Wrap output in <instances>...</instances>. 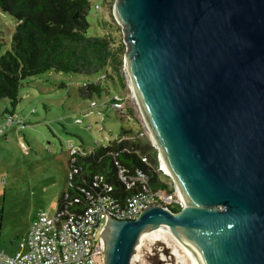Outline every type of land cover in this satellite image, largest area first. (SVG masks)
<instances>
[{"label":"water","instance_id":"water-1","mask_svg":"<svg viewBox=\"0 0 264 264\" xmlns=\"http://www.w3.org/2000/svg\"><path fill=\"white\" fill-rule=\"evenodd\" d=\"M112 15L126 83L128 71L184 206L103 214L101 264H130L159 228L195 264H264V0H114Z\"/></svg>","mask_w":264,"mask_h":264},{"label":"rangeland","instance_id":"rangeland-1","mask_svg":"<svg viewBox=\"0 0 264 264\" xmlns=\"http://www.w3.org/2000/svg\"><path fill=\"white\" fill-rule=\"evenodd\" d=\"M88 2L87 35L111 36V47L118 50L122 61L125 83L119 95L124 110L131 109L132 116L104 105L109 96L118 92L115 77L112 83L100 74L89 77L48 71L22 82L13 124L5 128L6 118L0 120V251L6 255L20 251L38 212L48 217L55 215L61 195L67 189V142L90 153L98 146L107 145L125 129L138 133L142 141L153 147L123 75L126 46L122 28L112 15L114 0ZM100 20L104 22L102 25ZM15 25L12 17L0 11V31L5 39L10 40ZM90 82H100L109 96L81 99L77 89ZM90 101H95L98 107L90 109ZM5 108L6 101L1 102L0 111ZM166 181L171 182V178ZM172 247L143 240L134 264H179Z\"/></svg>","mask_w":264,"mask_h":264},{"label":"trees","instance_id":"trees-1","mask_svg":"<svg viewBox=\"0 0 264 264\" xmlns=\"http://www.w3.org/2000/svg\"><path fill=\"white\" fill-rule=\"evenodd\" d=\"M88 9V0H0V11L16 21L10 40L0 31V103H7V108L0 111V120L12 118L22 82L48 71L89 77L100 74L102 79L107 78L112 83L115 77L116 95L124 89L122 61L118 50L111 47V36L87 35ZM103 23L100 20L99 24ZM77 93L81 99L91 100L109 96L100 82L86 83ZM123 114L131 117L132 110L125 109ZM140 156L154 164L157 152L147 141H142L138 133L121 129L107 145L98 146L77 162L78 175L74 176L72 187L62 193L58 204L65 192L70 196L74 194V187L88 188L95 174L105 176L114 193L122 192L123 186L116 180L117 169L123 167L131 174L136 168L144 170ZM149 176L151 189L172 191L153 171H149ZM170 209L179 211L175 207Z\"/></svg>","mask_w":264,"mask_h":264},{"label":"built area","instance_id":"built-area-1","mask_svg":"<svg viewBox=\"0 0 264 264\" xmlns=\"http://www.w3.org/2000/svg\"><path fill=\"white\" fill-rule=\"evenodd\" d=\"M104 105L121 113L124 111L120 95H112ZM96 107L97 103L90 101L89 108ZM12 124V118L7 117L4 127ZM66 147L69 156L67 188H71L72 180L79 172L75 165L92 152L88 153L71 142H67ZM140 162L145 169L136 168L132 174L123 167L117 169L116 180L123 186L120 193H114L112 185L101 174L92 176L88 188L76 186L71 196L65 192L54 216L48 217L44 212L35 215L20 251L14 255L0 251V264H101L98 233L105 220L103 214L108 219L134 220L154 202L182 209L183 199L172 180L166 181L170 177L161 169L158 153L154 164H150L145 156H140ZM114 166L118 167L117 162ZM149 171H153L158 180L172 191L151 189L148 185Z\"/></svg>","mask_w":264,"mask_h":264},{"label":"bare ground","instance_id":"bare-ground-1","mask_svg":"<svg viewBox=\"0 0 264 264\" xmlns=\"http://www.w3.org/2000/svg\"><path fill=\"white\" fill-rule=\"evenodd\" d=\"M126 73H127L126 74L127 80H128L127 83H128L129 90H130V93H131L130 94L131 98H132V100L134 102V106L136 108L137 114L140 117L139 120L141 121V123H142V125L144 127L145 133L147 131L149 141L151 142L152 139H151V137L149 135V132H148L147 126L145 124L141 109H140V107H139V105H138V103L136 101L135 93H134V90H133V88L131 86V83H130V80H129L128 71H126ZM151 144H152V142H151ZM160 159L162 161L161 162V169L163 170V172L167 176L172 177V175L170 174V172L166 168L163 159L162 158H160ZM177 192L181 196V194H180V192L178 190H177ZM143 240L162 242V243L167 244V245L169 244V245L173 246L172 247L173 250H174L173 252H174V255L178 258L179 264H186V262L188 264H195V262L193 260V257L191 255V252L186 248V246L176 236H174L170 231H168V230H166L164 228H159L157 230H153V231H149V232L147 231V232L143 233L139 237L137 245L135 246V254L132 256L130 264H134L137 261V259H138V251L140 249V246H141ZM180 253H182V254L180 255Z\"/></svg>","mask_w":264,"mask_h":264}]
</instances>
